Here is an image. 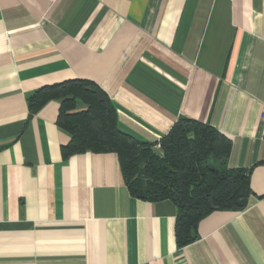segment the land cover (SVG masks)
Segmentation results:
<instances>
[{"label": "crops", "instance_id": "0c3cea01", "mask_svg": "<svg viewBox=\"0 0 264 264\" xmlns=\"http://www.w3.org/2000/svg\"><path fill=\"white\" fill-rule=\"evenodd\" d=\"M69 80L138 141L182 118L216 128L227 168L250 171L246 208L178 248L172 201L132 197L113 153L64 158L58 101L29 112ZM262 108L264 0H0V264H264Z\"/></svg>", "mask_w": 264, "mask_h": 264}, {"label": "trees", "instance_id": "16d2710c", "mask_svg": "<svg viewBox=\"0 0 264 264\" xmlns=\"http://www.w3.org/2000/svg\"><path fill=\"white\" fill-rule=\"evenodd\" d=\"M51 100L59 102L57 123L70 135L63 157L115 154L132 197L175 204L178 248L196 240L199 222L212 212L246 208L250 171L227 168L231 142L216 128L182 118L159 141H138L119 129L112 102L90 81L69 80L36 90L27 100L29 112Z\"/></svg>", "mask_w": 264, "mask_h": 264}, {"label": "built area", "instance_id": "2783aa9c", "mask_svg": "<svg viewBox=\"0 0 264 264\" xmlns=\"http://www.w3.org/2000/svg\"><path fill=\"white\" fill-rule=\"evenodd\" d=\"M259 118L261 120V122L263 123L264 125V108H262L261 112H260V115H259Z\"/></svg>", "mask_w": 264, "mask_h": 264}]
</instances>
